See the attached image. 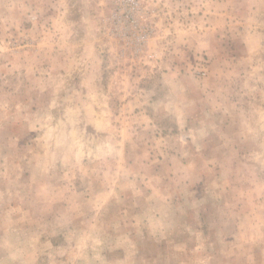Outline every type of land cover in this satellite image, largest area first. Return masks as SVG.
Here are the masks:
<instances>
[{"label":"rangeland","instance_id":"obj_1","mask_svg":"<svg viewBox=\"0 0 264 264\" xmlns=\"http://www.w3.org/2000/svg\"><path fill=\"white\" fill-rule=\"evenodd\" d=\"M142 2L0 0V264H264V0Z\"/></svg>","mask_w":264,"mask_h":264},{"label":"built area","instance_id":"obj_2","mask_svg":"<svg viewBox=\"0 0 264 264\" xmlns=\"http://www.w3.org/2000/svg\"><path fill=\"white\" fill-rule=\"evenodd\" d=\"M144 11L142 0H114L109 17L111 34L114 37L135 40L139 43V49L142 48L141 44L153 33V29L143 22Z\"/></svg>","mask_w":264,"mask_h":264}]
</instances>
